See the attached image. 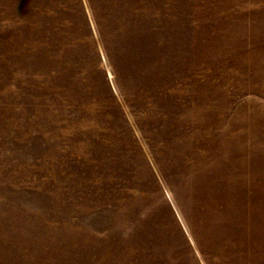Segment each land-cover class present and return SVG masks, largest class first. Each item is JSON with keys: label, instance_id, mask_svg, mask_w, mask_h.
<instances>
[{"label": "rangeland", "instance_id": "1", "mask_svg": "<svg viewBox=\"0 0 264 264\" xmlns=\"http://www.w3.org/2000/svg\"><path fill=\"white\" fill-rule=\"evenodd\" d=\"M0 264H264V0H0Z\"/></svg>", "mask_w": 264, "mask_h": 264}, {"label": "bare ground", "instance_id": "2", "mask_svg": "<svg viewBox=\"0 0 264 264\" xmlns=\"http://www.w3.org/2000/svg\"><path fill=\"white\" fill-rule=\"evenodd\" d=\"M213 147H214V146H213ZM213 147H212V148H213ZM209 151H210V150H209ZM209 151H208V152H209ZM209 153H210V152H209Z\"/></svg>", "mask_w": 264, "mask_h": 264}]
</instances>
